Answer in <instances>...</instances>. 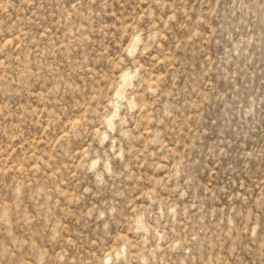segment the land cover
Masks as SVG:
<instances>
[{
  "label": "rangeland",
  "instance_id": "1",
  "mask_svg": "<svg viewBox=\"0 0 264 264\" xmlns=\"http://www.w3.org/2000/svg\"><path fill=\"white\" fill-rule=\"evenodd\" d=\"M0 264H264V0H0Z\"/></svg>",
  "mask_w": 264,
  "mask_h": 264
}]
</instances>
